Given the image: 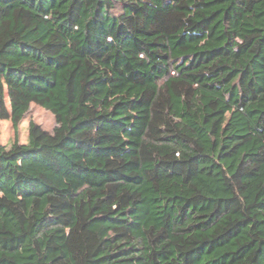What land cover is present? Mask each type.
Listing matches in <instances>:
<instances>
[{
    "label": "trees",
    "instance_id": "trees-1",
    "mask_svg": "<svg viewBox=\"0 0 264 264\" xmlns=\"http://www.w3.org/2000/svg\"><path fill=\"white\" fill-rule=\"evenodd\" d=\"M0 264H264V0H0Z\"/></svg>",
    "mask_w": 264,
    "mask_h": 264
},
{
    "label": "rangeland",
    "instance_id": "rangeland-1",
    "mask_svg": "<svg viewBox=\"0 0 264 264\" xmlns=\"http://www.w3.org/2000/svg\"><path fill=\"white\" fill-rule=\"evenodd\" d=\"M32 123L47 132H53L57 126L53 113L33 103L16 130L10 120H0V143L11 145L17 140L21 144H26L29 139V126Z\"/></svg>",
    "mask_w": 264,
    "mask_h": 264
}]
</instances>
